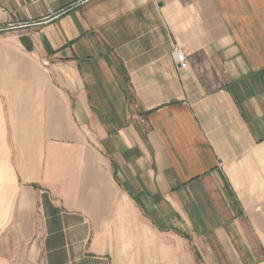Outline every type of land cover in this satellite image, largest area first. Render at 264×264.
Listing matches in <instances>:
<instances>
[{"label": "crops", "instance_id": "crops-1", "mask_svg": "<svg viewBox=\"0 0 264 264\" xmlns=\"http://www.w3.org/2000/svg\"><path fill=\"white\" fill-rule=\"evenodd\" d=\"M0 264H264V0H0Z\"/></svg>", "mask_w": 264, "mask_h": 264}, {"label": "built area", "instance_id": "built-area-1", "mask_svg": "<svg viewBox=\"0 0 264 264\" xmlns=\"http://www.w3.org/2000/svg\"><path fill=\"white\" fill-rule=\"evenodd\" d=\"M174 55H175V60H176L178 67H180L181 65L185 63L186 57H185L183 50L180 47H177V46L175 47Z\"/></svg>", "mask_w": 264, "mask_h": 264}, {"label": "water", "instance_id": "water-1", "mask_svg": "<svg viewBox=\"0 0 264 264\" xmlns=\"http://www.w3.org/2000/svg\"><path fill=\"white\" fill-rule=\"evenodd\" d=\"M20 40H21L22 44L25 46V48H27V49L30 48V46H31V42H30L28 36H25V35H24V36L20 37Z\"/></svg>", "mask_w": 264, "mask_h": 264}]
</instances>
